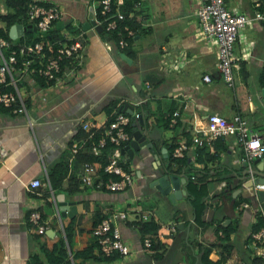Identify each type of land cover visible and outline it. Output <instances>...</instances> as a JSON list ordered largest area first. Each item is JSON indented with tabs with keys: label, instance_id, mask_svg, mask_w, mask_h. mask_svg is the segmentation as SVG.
<instances>
[{
	"label": "crops",
	"instance_id": "0c3cea01",
	"mask_svg": "<svg viewBox=\"0 0 264 264\" xmlns=\"http://www.w3.org/2000/svg\"><path fill=\"white\" fill-rule=\"evenodd\" d=\"M41 1L60 9L59 17L50 24L60 36L58 44L77 40L81 43L82 56L70 70L69 61L56 82H44L27 70L15 68L11 72L24 109L12 112L7 107L0 108V264H25L30 260L37 264H233L235 260L255 264L257 259L249 232L261 217L260 201L248 185L250 178L239 161L241 148L230 137L205 141L199 146L189 143V128L199 124L198 115L207 112L221 115L219 112L225 103L217 88L211 85L212 80H221L216 71L215 44L204 39L197 24L195 8L202 0H135L133 8L141 12L139 27L133 30L123 26L125 36L131 39L127 41L120 36L117 42L109 35L100 38L93 24L84 27L89 22L88 16L92 17V0ZM256 1L259 4H254ZM224 3L229 10L245 13L249 17L247 27L258 35L241 32V40L236 37L238 52L232 51L244 57L236 61L233 86H243L244 106L234 111L233 89L221 80L231 93L228 103L231 112L221 116L229 118L238 113L264 136L261 121L264 112L255 115L264 97V79H259L264 67V0H224ZM7 10L0 0V13ZM254 11L262 17H252ZM14 24H20L21 29L11 36L12 24L9 26L8 35L13 39L22 34L33 37L38 32L26 19ZM119 39L125 40L121 47ZM123 47L129 53L123 52L127 59L120 58L117 51ZM205 73L209 80L204 82L201 75ZM249 74L259 88L257 104L250 103L251 94L246 85ZM136 97L144 98V107L141 122L136 119L134 125L150 141L153 151L149 153L148 148L141 146L128 160L120 155V164L126 161L127 170L133 171L131 183L119 190H108L77 181V189L68 191L69 178H76L82 162L73 154L85 143L84 137L75 136L78 128H82L76 120L81 118L94 128L101 127L108 113L115 114V109L122 106L137 109L132 106ZM110 100L116 108L106 106ZM172 110H178L179 115L177 123L169 126L165 124L166 114ZM131 127L130 123V138ZM182 140L189 144L182 156L188 164L177 169L178 164L170 162L171 167H167V152ZM91 143L90 139L89 146ZM89 146L84 151L91 153ZM177 158L181 157L174 159ZM58 160L67 163V170L61 182L50 188L46 173ZM253 160L249 168L256 179L258 169ZM160 167L179 177L188 174L192 181L201 184L204 193L199 198L202 204L197 219L186 196L185 180L179 184L184 193L172 200L148 185L150 179L164 173ZM31 179L39 183L31 185ZM56 196L63 200L62 215ZM241 202L248 205L243 207ZM112 209L126 210L125 217L117 220V226L121 238L128 243L129 252L124 256L114 252L111 254L115 256L108 258L110 255L97 252L91 228ZM31 210L39 212V220L44 225L42 232L29 223ZM142 213L148 216L142 219ZM148 218L158 224L157 234H142L136 228L137 221ZM170 222L175 223L174 231L163 228ZM227 224L231 231L228 239L222 241V234L217 230ZM143 236L150 238L153 248L142 249ZM60 239L64 257L56 250ZM203 247L208 251L202 256Z\"/></svg>",
	"mask_w": 264,
	"mask_h": 264
},
{
	"label": "built area",
	"instance_id": "2783aa9c",
	"mask_svg": "<svg viewBox=\"0 0 264 264\" xmlns=\"http://www.w3.org/2000/svg\"><path fill=\"white\" fill-rule=\"evenodd\" d=\"M90 6L94 24H99L105 31L113 30L117 26V20L122 17V12L118 9L123 0H92ZM113 4V7L112 5ZM254 4H259L258 1ZM197 24L201 29L202 36L205 40H211L216 47V71L218 72L223 83L229 88H233L234 78L233 69L236 61L244 57L240 53L235 55L232 51L233 42L240 34L239 29L249 21V17L240 11L229 10L224 0H202L195 8ZM60 9L52 4L43 5L37 0H30L27 5L25 16L26 20L32 22L38 32L44 33L49 28L51 22L58 18ZM252 17H262L260 12L254 11ZM94 29V28H93ZM128 33H131L129 30ZM125 44V40L119 39L118 46ZM4 48L7 53L3 54ZM19 58L18 70L29 71L41 76L45 82L58 81L61 77L59 62L63 59L71 62L72 69L79 63L82 56L81 43L77 40L61 42L55 47L54 56L49 57L45 62L33 65L35 59L43 57L42 44L38 41L25 42L12 47L10 42L0 36V86H12L13 89H2L0 87V105L7 107L12 112L22 111L23 105L16 90V82L11 72L15 69L14 65ZM8 75V76H7ZM202 81H208L209 75L202 74ZM144 98L136 97L132 100V106H138ZM186 104L182 105L185 108ZM131 109L130 114L124 110H117L112 120L105 126L96 141L91 143L89 151L96 154L106 142L112 144V148L107 155V160L102 166L103 172L106 173L104 178H100L90 161H82L80 169L77 171V180L83 185L90 186L95 189L105 188L108 190H119L123 186L131 183L133 171L124 169L120 164V155L122 146L130 139V133L126 130V125L133 119L140 117L138 110ZM178 110H172L166 114L167 124L174 126L177 123ZM199 124H192L189 128L190 144L202 145L203 142H210L216 138L230 137L233 143L241 148L239 161L244 165L250 180L253 179L249 164L251 159L259 157L264 160V136L250 127L247 122L238 113L232 114L231 117L225 118L217 113H201L198 115ZM80 123V127L86 128L89 122L83 121L81 118L76 120ZM188 142L182 140L175 144L171 151V157H182L184 151L187 150ZM116 176V177H115ZM139 176V175H138ZM192 177V176H190ZM31 185H37V179L29 180ZM50 191L51 189L48 188ZM50 200L55 205L53 196ZM243 207L248 204L241 202ZM259 215L264 219V206L258 204ZM126 215V210H110L102 216L91 228L94 236L97 252L103 255H110L116 252L118 255L124 256L129 252L128 243L121 238L117 220H122ZM152 215V214H151ZM142 219L148 216V213H142ZM28 221L36 227L38 232H42L44 225L39 220V212L31 210L28 214ZM168 231H174L175 223L170 222L163 225ZM219 235L221 230H217ZM252 241L254 256L257 259L255 264H264V224L258 226L249 232ZM142 249L150 246V238L143 236L141 240ZM233 264H249L242 260H235Z\"/></svg>",
	"mask_w": 264,
	"mask_h": 264
},
{
	"label": "trees",
	"instance_id": "16d2710c",
	"mask_svg": "<svg viewBox=\"0 0 264 264\" xmlns=\"http://www.w3.org/2000/svg\"><path fill=\"white\" fill-rule=\"evenodd\" d=\"M134 1L135 0H123V3L119 7V9L123 13V16L120 19H118L117 27L113 30H109V31L103 30V31L99 32L98 35L100 36V38L103 39L105 37V35H109V38H111L115 42H117V39L120 36L126 38L127 41H129L131 39V36H125L126 30L124 28H131L133 30H136L139 27V19L138 18H139V14L141 13L138 8H137L138 10H134V8H133V2ZM29 2H30V0H3V3L8 8V10L5 13H0V20L3 21V26L0 27V36L7 39L10 42L12 47H15L16 45H19L21 43H25L27 41H30V42L38 41V42H40L42 44L43 57H41L40 59H35L33 62V65H38L39 63L45 62L49 57L54 56L55 47L58 45V41H60L58 39V38H60V36L57 33L56 28H50V26H49V28L47 29L46 32H44V33L37 32V34L34 35L33 37L29 36V35H25V34L20 35L16 39L9 37V35H8L9 26L11 24H14L15 22L23 23V21L26 19L25 12H26V8H27V5ZM37 2L41 3L43 5L48 4L45 1H41V0H39V1L37 0ZM111 5L113 7V4H111ZM123 26H124V28H123ZM27 31H30V29H27ZM26 34H29V32H27ZM117 51L118 52L121 51V52H124L125 54H129L126 51L125 47L119 48V49H117ZM2 52H3V54H6L7 48H4V50ZM19 61L20 60L17 56V62L14 65L15 68H17L19 66ZM67 65H69V62L67 60H65V59L61 60L59 62L60 71H62L65 67H67ZM241 68H242V66H240V71L242 73V76L245 77V74L243 73V70ZM259 79L260 80L264 79V67L261 68ZM43 81H44V79H43ZM40 83L42 84L41 80H40ZM0 87L2 89H12V86H8V85L7 86H0ZM232 89H233L232 91H233V95H234V99H235V104L233 105V108H234L235 112H238L244 106L243 102H244L245 92L243 90V86H240V85L239 86L238 85L233 86ZM112 103H114L113 100L112 101L110 100L106 104V106H109V109H111V107L116 108L115 104L112 105ZM143 107H144L143 103L139 104L138 106H135V108H137L136 110L139 111L140 115L142 114ZM0 108H1V105H0ZM117 110L115 109V111H117ZM112 115L114 116V114L108 113L107 118L105 119V122L103 123V125L101 127L99 126L98 128H94L95 126L89 123V126H88L86 131H84L82 128H78V130L75 133L76 138L84 137L85 143L76 148V150L73 154L74 158L80 162L81 161H90L93 164L95 171L98 173V175L101 179L104 178L106 175V173L103 172V170H102V166L107 160V154L111 150L112 144L110 142H106L102 146L101 152L98 154H92V153H89L87 151H84V147L86 148L89 146L90 139L93 140V142L96 141V138H97V136H99L101 134L102 129L105 126H107V124L112 120ZM130 123H131V120L128 122V124L125 127L128 132H130L129 131L130 130ZM143 123H144V121H143ZM165 124L167 125L166 121H165ZM219 139L223 140L224 138H216V139L212 140V142L217 141ZM165 157H167L166 158L167 161L165 164L167 167H171L170 162L177 163L178 164L177 166L179 167V168L177 167V169H180V167H183L184 165L188 164L186 162L185 157L174 159L170 156V152L169 153L167 152V155ZM121 162H122V164H121L122 167L127 170L128 169L127 168V162L124 160ZM66 170H67V163L65 161L58 160L51 165L50 169L46 173V178H47V181H48L50 188H53L54 186L58 185L61 182ZM189 177H190V175H188V174L185 175L184 184L186 187V196L189 197L188 199H189L191 207L193 209L194 217L197 219V215L199 213V209H200L201 204H202L201 203L202 200H200L199 198L204 193V190H203L201 184H197V181H192V179H190ZM69 181H70L71 185L69 187H67L68 191H70V192L75 191L77 189V181L78 180L76 178H69ZM262 224H264V219H262L260 217L258 223L254 226L253 229L257 228L258 226H260ZM136 228L142 234H145L148 232L157 234L160 230L158 224L156 222H154L153 220H151L150 218L143 220V221H137ZM218 228H219V224L217 223V229ZM221 230H222V235L220 236V238H222V241H224V240L228 239L229 233L231 231V227H229V224H227L224 227H222ZM65 236H66L65 237L66 240H68L69 239L68 233H65ZM220 243H222V242H220ZM150 247L153 248V245L151 244ZM56 250L59 253V256H61V257L65 256V250L63 248V240L62 239L59 240ZM207 251H208V248L203 247L201 255L202 256L205 255ZM114 256H115V254H110V256H106V257L111 258ZM25 264H37V263L34 260H30ZM64 264H69V263L65 262Z\"/></svg>",
	"mask_w": 264,
	"mask_h": 264
},
{
	"label": "water",
	"instance_id": "95a60500",
	"mask_svg": "<svg viewBox=\"0 0 264 264\" xmlns=\"http://www.w3.org/2000/svg\"><path fill=\"white\" fill-rule=\"evenodd\" d=\"M88 24H93V28L96 32L99 33L102 31L101 26L99 24H94V20L92 18H89L88 23H84V27L85 25ZM19 29H21L20 24H12L9 29V34L13 36L14 32L18 31ZM119 56L120 58L127 59L126 56L123 54V52H119ZM119 110L122 111L124 110L128 114H130L131 112V109L128 106H122V108L121 109L119 108ZM136 121L140 123L141 118L140 117L137 118ZM136 121L131 119V125H132L131 138L126 144L122 146V153L125 156L126 160H128L133 156L134 150L138 149V147L144 146L148 148L147 152L149 153L153 151L150 141L142 132H140L135 127L134 123ZM162 150L164 152V148H162ZM163 155H165V153ZM253 161L257 163L256 166L258 170H256V173L258 174V177H256V179L249 180L248 185H251V187H253L255 197L260 201V204L264 206V167H263L264 160L259 157H255ZM160 169L164 170V173L150 179L148 181V185L154 187L163 194H167V196L171 200L183 194L184 189L183 188L180 189L179 184L180 182H183L185 180V177L184 176L179 177L174 172L167 173L168 172L167 169L163 167L162 168L160 167ZM136 172H138V170H136ZM56 199H58L57 205H58L59 214L62 215L63 214L62 209H64L63 200L61 196H56Z\"/></svg>",
	"mask_w": 264,
	"mask_h": 264
},
{
	"label": "rangeland",
	"instance_id": "374dc122",
	"mask_svg": "<svg viewBox=\"0 0 264 264\" xmlns=\"http://www.w3.org/2000/svg\"><path fill=\"white\" fill-rule=\"evenodd\" d=\"M241 32H243L245 34L248 33L249 36H250V34H255V36L258 35V33H256V32L253 33V31L251 29H249L246 24L244 26H242L239 29V31H238V33H240V34L237 36V39L239 38V40H241ZM237 39L234 40L233 46H232V50L234 52H236V53L238 52V43L236 42ZM240 44H241V42H240ZM203 66H205L204 63H203ZM250 74L247 77V84H246L247 85V89H248V91L251 94L250 103L251 104L252 103H256L257 104L258 103V99H259L258 98L259 88H258L256 82L254 81V78ZM211 85L212 86H215L217 88V92H218L217 94L225 102L224 103V108L219 113L221 115H224V116L230 114L231 111L228 108V103L231 100V93H230L229 89L226 86H224V84L222 83V81L219 80V79L218 80L217 79L212 80ZM261 100H262L263 103L261 102L260 104H258L257 112L255 113V115H259L262 111L264 112V97H262ZM261 121H262V123H264V119L263 118H261ZM180 203H183V201H180Z\"/></svg>",
	"mask_w": 264,
	"mask_h": 264
}]
</instances>
